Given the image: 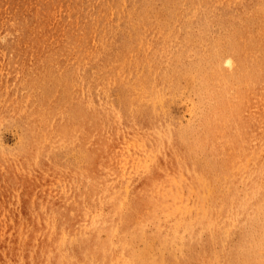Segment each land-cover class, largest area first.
I'll list each match as a JSON object with an SVG mask.
<instances>
[{
	"label": "rangeland",
	"instance_id": "1",
	"mask_svg": "<svg viewBox=\"0 0 264 264\" xmlns=\"http://www.w3.org/2000/svg\"><path fill=\"white\" fill-rule=\"evenodd\" d=\"M3 17L4 0H0V215H74L81 209L86 181L103 183L121 177L126 182L128 178L122 176L127 174L133 181L131 196L144 175L154 178L159 167L162 177L155 179L169 177L181 183V196L177 195L189 205L190 219L196 221L191 230L181 231L185 241L176 247L146 249L141 245L127 251L147 250L148 261L152 260L147 264H264V200L258 207L248 199L254 192L264 193L260 179L255 185L257 174L264 169L251 162L258 126L255 69L241 75L224 72L213 90L201 93L194 90L195 71L185 77L188 83L178 80V91H155L147 86L153 79V67L160 64L157 59L166 51L177 53L192 47L195 50L188 60L198 62L194 60L198 48L205 49L209 43L225 50L226 44L233 46L238 38L230 30L237 24L221 20L101 23L93 41L84 42L83 48L89 52L90 44L98 46L91 52L95 56H89L62 51L60 45L66 46L67 41L6 34ZM140 46L143 48L136 49ZM31 47L38 49L21 51ZM18 48L21 50H14ZM218 54L223 69L229 68V61L223 60L227 55ZM242 56L236 62L245 66L249 60L253 67L250 56ZM144 63L152 67L149 72L135 73L128 68H141ZM174 65L181 73L191 72L183 62ZM205 66L214 68L213 63ZM216 122L221 136L200 142ZM122 126L129 132L122 131ZM198 131L201 134L193 138L197 148H192L186 140ZM121 137L143 143L123 150ZM156 138L162 140L163 149L156 148ZM185 156L198 158L200 164L189 167ZM89 157L97 159L89 164ZM168 158L178 160L177 167L174 162L167 165ZM130 159L133 166L147 164L148 171L128 174ZM257 209L259 224L246 223L231 232L221 224L227 212L244 222ZM180 222L182 226L184 219ZM20 223L25 228L24 220ZM91 251L84 249L77 264H121L91 259ZM120 251L114 247L112 255L118 256Z\"/></svg>",
	"mask_w": 264,
	"mask_h": 264
},
{
	"label": "bare ground",
	"instance_id": "2",
	"mask_svg": "<svg viewBox=\"0 0 264 264\" xmlns=\"http://www.w3.org/2000/svg\"><path fill=\"white\" fill-rule=\"evenodd\" d=\"M182 20L233 22L237 24V27L229 30L238 39L236 43L233 41V46H231V42L226 44L227 50L222 49L223 46L214 45V43H209L205 49L198 48L199 57L194 59L198 62L188 60L195 50L192 47H184L177 53L166 51L162 57L157 59V61L160 59V64L158 67H153V79L147 83V86H151L155 91H178V80L185 79L188 83V79L185 77L195 71L193 79L197 83L193 85L194 90L195 93H201L203 89L213 90L224 72L227 76L234 75L237 71L241 75L246 73L248 69L254 68L259 85L256 93L258 126L252 139L255 152L251 162L257 168L264 169V0H4L3 25L6 34H13L19 38L67 41L66 46L60 45L63 46L61 47L62 51L69 50L78 54L87 53L89 56H95L91 52L96 51L98 46L90 44L89 52L83 48L84 42L93 41L92 39L99 34V26L97 25H101V23H161ZM139 48H143V46L136 49ZM27 49L38 48L14 50L24 51ZM219 52L227 55V58L223 60L229 61V68L223 69L222 62L224 61L217 58ZM243 54L250 56L253 67L250 66L251 61H246V58L245 61L248 63L245 66L236 62L237 58ZM220 57L222 58V56ZM92 59L93 57L86 64H90ZM179 62L185 63L191 72L181 73V68L174 65ZM206 62L213 63L214 68H207ZM136 63H141V61L136 60ZM132 67L131 65L128 66L130 71L135 73L141 70L149 72L152 69L147 63H144L141 68L132 69ZM199 100L203 102L204 99L200 98ZM210 110L213 111L212 107ZM203 112L205 111L203 110ZM213 113L217 115V112ZM122 131L129 132L123 126ZM222 133L218 122L213 123L206 136L200 139V142L202 140L208 142L210 137L215 135L219 137ZM102 134L100 133V135ZM199 134H201L200 131L186 140L192 148H197L193 138ZM124 135L126 138L128 137V134ZM124 140L126 139L121 137L120 141L124 145L123 150L127 147L130 149L131 146H134V149L138 148L139 144L143 143L140 139L139 142L131 140L123 142ZM161 141L156 138L155 146L157 149L164 148ZM171 149L174 150V148ZM132 153L135 154L136 151L133 150ZM137 155L135 154V156ZM100 156L102 157V155ZM185 158L189 167L193 168L200 164L198 158L195 159L193 156H185ZM88 159L89 164H93L97 157L93 159L89 157ZM250 159L247 158V160ZM133 160H138V158L135 157ZM175 161L178 160L168 158L166 164L174 162L173 166L177 167ZM130 162L131 159L129 160L128 166L131 168L128 174L133 175V173L148 171L147 164L133 166ZM124 170L127 172L126 168ZM94 172L96 173L95 176L98 177V171L95 169ZM86 175L88 176V173ZM90 176H93L91 170ZM156 176L162 177L159 167ZM122 177L123 179L128 178V180L125 182L119 177L114 181H103V183L97 180L94 183H87L86 181L82 193L81 209L74 215L63 212L57 215L20 216L19 214H12L11 217L0 215V264H77L78 258L84 257V249L88 248L92 249L90 258L102 262L113 263L116 260L121 264H147L152 261H148L151 255L147 250L142 251L141 249L142 252L140 253H131L126 248L141 245L146 249L176 247L179 243L184 242L185 237L180 235L181 231L191 230L192 224L196 220L190 219L187 208L189 205L183 204L182 198L177 195L178 193L180 195L182 191L180 189L181 183L175 182L169 177L150 178L149 174L146 173L145 179L134 189V195L130 196L128 192L133 186V181L130 179L132 177L127 174ZM201 177L199 176L200 180ZM259 179L264 184V171L257 174L255 185H258ZM107 193H111V195H105ZM254 193L248 199L250 203L253 200L259 207L264 200V193H259V191ZM203 211L207 213L206 209ZM259 214L258 209L252 210L249 216H245L244 222H241L243 219L238 220L237 214L231 215L227 212L224 217L225 220L223 219L221 224L225 226L227 231L231 232L246 223L259 221ZM182 219H184V224L181 226L180 221ZM197 219L199 218L197 217ZM12 220L14 222L10 223ZM23 220L26 223L25 228L20 223ZM117 246L121 248V251L118 256L112 255V249Z\"/></svg>",
	"mask_w": 264,
	"mask_h": 264
}]
</instances>
